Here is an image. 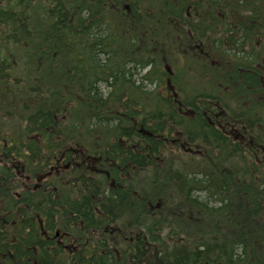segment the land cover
Returning a JSON list of instances; mask_svg holds the SVG:
<instances>
[{"label":"trees","instance_id":"obj_1","mask_svg":"<svg viewBox=\"0 0 264 264\" xmlns=\"http://www.w3.org/2000/svg\"><path fill=\"white\" fill-rule=\"evenodd\" d=\"M0 264H264V0H0Z\"/></svg>","mask_w":264,"mask_h":264}]
</instances>
